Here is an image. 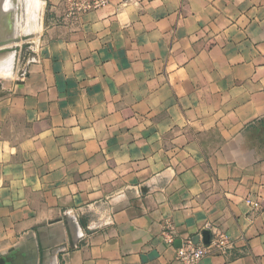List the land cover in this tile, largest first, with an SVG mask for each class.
<instances>
[{"label": "crops", "instance_id": "0c3cea01", "mask_svg": "<svg viewBox=\"0 0 264 264\" xmlns=\"http://www.w3.org/2000/svg\"><path fill=\"white\" fill-rule=\"evenodd\" d=\"M46 3L0 76V253L181 264L211 225L232 245L201 264H264V0Z\"/></svg>", "mask_w": 264, "mask_h": 264}, {"label": "rangeland", "instance_id": "374dc122", "mask_svg": "<svg viewBox=\"0 0 264 264\" xmlns=\"http://www.w3.org/2000/svg\"><path fill=\"white\" fill-rule=\"evenodd\" d=\"M5 1H7V4ZM37 1L38 5L36 6L35 4L30 5V0H28V3L27 0H0V5L2 6V3L4 5L2 7L0 6V48L2 47L0 49V62L3 64L0 63V76L9 74L12 70H16L22 64L24 57L30 54L32 48L37 43L41 32L46 27V22L48 20L46 0ZM5 6L7 7L5 8ZM30 6H32L33 8H31L34 10H30ZM4 51L6 53L8 51V53L5 54ZM10 69L11 71H9ZM0 264H24L22 254L1 252Z\"/></svg>", "mask_w": 264, "mask_h": 264}, {"label": "built area", "instance_id": "2783aa9c", "mask_svg": "<svg viewBox=\"0 0 264 264\" xmlns=\"http://www.w3.org/2000/svg\"><path fill=\"white\" fill-rule=\"evenodd\" d=\"M108 3L109 0H63L65 8L64 18L68 22H74L83 14L102 8ZM246 203L253 210L259 209L261 206L260 201L252 197L246 198ZM208 228L214 231L211 242L209 244L200 241L196 243L192 238L181 242V245L176 249L178 262L181 264H201L204 257L211 251L215 250L224 253L231 247V240L225 232L211 225H208ZM165 238L170 244L175 241L171 225L167 227Z\"/></svg>", "mask_w": 264, "mask_h": 264}, {"label": "bare ground", "instance_id": "6f19581e", "mask_svg": "<svg viewBox=\"0 0 264 264\" xmlns=\"http://www.w3.org/2000/svg\"><path fill=\"white\" fill-rule=\"evenodd\" d=\"M6 2H7V1H5V3H6ZM10 2H11V1H10ZM30 2H31L30 5H31V4H32V5L35 4L36 6L38 5V1H37V0H30ZM16 3H17V2H16ZM27 3H28V0H27ZM6 4H7V3H6ZM11 5H12V4H11ZM35 5H34V6H35ZM0 6H1V5H0ZM2 6H4L3 3H2ZM2 6H1V7H2ZM27 6H28V5H27ZM6 7H7V6H5V8H6ZM13 7H14V6H13ZM31 7H32V6H30V10L33 8V7H32V8H31ZM3 8H4V7H3ZM5 8H4V10L6 11ZM11 9H12V8H11ZM32 10H34V9H32ZM7 12H8V11H7ZM31 13H32V12H31ZM33 16H34V14H33ZM35 16H36V15H35ZM12 17H13V16H12ZM31 17H32V16H31ZM29 18H30V17H29ZM33 18H34V17H33ZM35 18H36V17H35ZM16 21H17V19H16ZM28 27H29V26H28ZM18 28H19V27H18ZM18 28H17V29H18ZM13 31H14V30H13ZM13 31H12V32H13ZM28 31H29V30H28ZM12 32H11V33H12ZM15 33H17V32H15ZM15 33H14V34H15ZM8 37H11V36H8ZM3 41H4V40H3ZM5 41H7V40H5ZM0 42H1V41H0ZM2 43H5V42H2ZM0 44H1V43H0ZM1 48H2V47H1ZM1 48H0V49H1ZM2 50H3V49H2ZM2 52H3V51H2ZM4 52H5V51H4ZM7 53H8V51H7ZM7 53L5 52V54H7ZM1 55H2V54H1ZM8 56H10V55H8ZM8 56H6V57H8ZM4 58H5V57H4ZM1 59H3V58H1ZM7 59H8V58H7ZM9 59H10V58H9ZM0 61H1V60H0ZM10 62H11V61H10ZM13 62H14V61H13ZM0 63H1V62H0ZM1 64H2V63H1ZM6 64H8V63H6ZM2 65H3V64H2ZM11 66H12V65H11ZM0 67H1V66H0ZM7 67H8V66H7ZM9 67H10V66H9ZM5 68H6V66H5ZM3 71H4V69H3ZM6 71H7V70H6ZM9 71H11V69H10ZM9 71H8V72H9ZM1 72H2V71H1Z\"/></svg>", "mask_w": 264, "mask_h": 264}, {"label": "water", "instance_id": "95a60500", "mask_svg": "<svg viewBox=\"0 0 264 264\" xmlns=\"http://www.w3.org/2000/svg\"><path fill=\"white\" fill-rule=\"evenodd\" d=\"M212 238H213V236H212L211 231H208V230L204 231V233H203V242L205 244H209L211 242ZM194 242L198 243L199 242V237H195L194 238Z\"/></svg>", "mask_w": 264, "mask_h": 264}]
</instances>
